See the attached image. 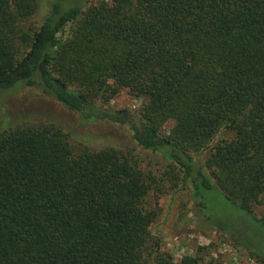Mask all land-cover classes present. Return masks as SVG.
<instances>
[{
  "label": "trees",
  "instance_id": "1",
  "mask_svg": "<svg viewBox=\"0 0 264 264\" xmlns=\"http://www.w3.org/2000/svg\"><path fill=\"white\" fill-rule=\"evenodd\" d=\"M83 3L0 0V92L32 89L129 137L108 130L75 152L55 122L13 115L0 131V264H221L176 262L153 238L144 202L167 171L211 227L264 264L204 199L217 191L264 247V0ZM123 90L144 101L140 113L108 108ZM137 150L164 170H143Z\"/></svg>",
  "mask_w": 264,
  "mask_h": 264
},
{
  "label": "rangeland",
  "instance_id": "2",
  "mask_svg": "<svg viewBox=\"0 0 264 264\" xmlns=\"http://www.w3.org/2000/svg\"><path fill=\"white\" fill-rule=\"evenodd\" d=\"M70 5L83 3L84 0H65ZM100 0H91L95 5ZM111 3L112 0H106ZM85 3H83L84 5ZM44 14H37L32 18V23L43 19ZM144 101L136 99L123 90L116 96L108 108L113 110H127L131 113L138 114L141 112ZM33 114L32 119L40 117L53 121L70 134V145L79 152L82 149L79 141L87 140L92 148L97 149L107 140L108 130H111V138L115 140L118 134L123 133L128 139L125 129L119 127H110L106 124H92L90 126L79 123L78 118L66 111L55 102L43 98L38 92L32 89H18L11 93L0 92V131L5 128V123L15 114ZM32 119H29L32 121ZM173 127L169 123L164 132L168 133ZM113 136V137H112ZM225 137H231L227 135ZM86 143V142H85ZM130 146V144H128ZM130 148V147H129ZM126 149V151L129 150ZM136 157L141 161L143 170H151L158 175L161 169L155 166L159 161V156L141 152H135ZM207 155L204 154L199 158L204 160ZM149 168V169H148ZM168 171L162 176L157 177L159 184H152L150 192L144 202L147 211L157 214L156 221L151 226V233L154 239L161 240L162 248L169 253L176 262H179L185 256H201L206 260L213 259L221 264H263L252 258V256L235 244L230 238L223 236L216 229L211 227L202 217L199 208L192 198V191L189 187H183L179 183L178 177ZM162 178V179H161ZM161 179V180H160ZM207 208L223 223L225 227H232L239 230L242 241L254 249L264 251L261 240L257 237V232L248 222H243L238 226L235 210L229 203L217 193L205 192ZM257 216L261 217L264 213V206L255 209Z\"/></svg>",
  "mask_w": 264,
  "mask_h": 264
}]
</instances>
